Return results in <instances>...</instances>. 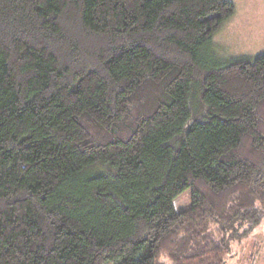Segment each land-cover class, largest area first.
<instances>
[{"label": "trees", "instance_id": "16d2710c", "mask_svg": "<svg viewBox=\"0 0 264 264\" xmlns=\"http://www.w3.org/2000/svg\"><path fill=\"white\" fill-rule=\"evenodd\" d=\"M235 11L0 0V264H225L264 220V53L212 44Z\"/></svg>", "mask_w": 264, "mask_h": 264}, {"label": "rangeland", "instance_id": "374dc122", "mask_svg": "<svg viewBox=\"0 0 264 264\" xmlns=\"http://www.w3.org/2000/svg\"><path fill=\"white\" fill-rule=\"evenodd\" d=\"M235 14L213 38V48L222 60L254 58L264 53V0H231ZM190 190L176 198L177 209L190 203ZM245 230V228H244ZM225 264H264V220L246 235L230 240Z\"/></svg>", "mask_w": 264, "mask_h": 264}]
</instances>
